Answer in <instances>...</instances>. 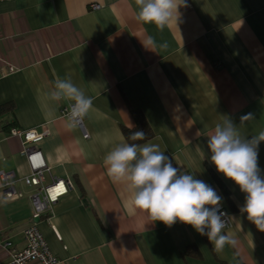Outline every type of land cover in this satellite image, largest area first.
<instances>
[{"label":"crops","instance_id":"1","mask_svg":"<svg viewBox=\"0 0 264 264\" xmlns=\"http://www.w3.org/2000/svg\"><path fill=\"white\" fill-rule=\"evenodd\" d=\"M186 3L178 27L160 32L136 19L135 0L0 2V106L12 108L0 117V171L31 173L11 127L47 131L36 144L45 184L72 183L37 224L55 264H264V232L239 211L245 194L207 158V137L225 116L243 137L264 131V0ZM149 36L155 45L147 48ZM57 77H71L93 100L86 138L61 115L70 101L51 98ZM133 110L153 134L141 145L159 144L223 197L230 219L223 232L234 244L217 252L190 225L167 227L129 210L131 194L109 179L103 160L127 142ZM258 164L264 174V142ZM15 188L29 190L19 181ZM1 192L0 232L21 248L30 202Z\"/></svg>","mask_w":264,"mask_h":264},{"label":"clouds","instance_id":"2","mask_svg":"<svg viewBox=\"0 0 264 264\" xmlns=\"http://www.w3.org/2000/svg\"><path fill=\"white\" fill-rule=\"evenodd\" d=\"M138 8L136 19L143 24L155 25L163 32L178 21L186 0H135ZM143 44L154 46L149 36ZM162 44L160 47H166ZM55 101H70L67 127L76 128L92 108L93 100L77 87L71 77H57L50 93ZM249 113L243 119L250 118ZM143 130L134 131L132 140H143ZM207 157L218 174L231 180L245 194L239 208L247 219L264 232V174L258 164L259 146L264 142V131L243 137L237 125L227 116L217 123L207 137ZM201 151L204 157L205 152ZM107 176L114 184H122L131 194L132 213H143L152 223L162 222L171 227L177 221L190 225L201 236H207L217 252L226 244H234L231 234L223 229L229 217L222 211L223 197L205 181L194 174L183 172L172 158L160 149L159 144H117L104 157Z\"/></svg>","mask_w":264,"mask_h":264},{"label":"built area","instance_id":"3","mask_svg":"<svg viewBox=\"0 0 264 264\" xmlns=\"http://www.w3.org/2000/svg\"><path fill=\"white\" fill-rule=\"evenodd\" d=\"M4 1L13 0H0V2ZM70 103L68 102L61 109V115L66 118ZM83 121L77 127L81 130L83 137L86 138L87 133ZM9 133L21 139V151L26 158L31 173L28 176L19 178L14 172L0 171L1 193L6 197L17 199L26 196L31 209L28 226L22 231L23 246L21 248L14 246L0 232V249L4 252L0 264H28L32 262L55 264L57 259L50 252L37 224L40 218L50 210L51 206L68 193L72 183L67 179L55 178L51 183L45 184L47 165L41 151L36 147V144L47 135L45 129L20 130L14 127L9 130ZM16 181L21 182L29 190L25 192L16 190ZM222 211L229 216L225 209L222 208ZM229 225L230 219L228 217L226 227Z\"/></svg>","mask_w":264,"mask_h":264},{"label":"trees","instance_id":"4","mask_svg":"<svg viewBox=\"0 0 264 264\" xmlns=\"http://www.w3.org/2000/svg\"><path fill=\"white\" fill-rule=\"evenodd\" d=\"M12 108H11V105H3V106H0V117L7 113L8 111H10ZM132 114H133V118L135 120V128L132 129V130H125L124 131V135H125V138L127 140L128 143H137V144H141L145 141H148L149 139H151L153 137V134L147 124V122L145 121V119L143 118V116L141 115V113H139V111H132ZM11 128H14V127H11ZM10 128V129H11ZM137 130H143L145 132V138L143 140H132L131 139V135L134 131H137ZM166 154V153H165ZM168 155V154H166ZM174 163V162H173ZM175 164V163H174ZM176 166V165H175ZM223 192L226 194V190L223 188ZM188 252V251H187Z\"/></svg>","mask_w":264,"mask_h":264}]
</instances>
